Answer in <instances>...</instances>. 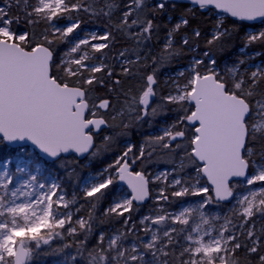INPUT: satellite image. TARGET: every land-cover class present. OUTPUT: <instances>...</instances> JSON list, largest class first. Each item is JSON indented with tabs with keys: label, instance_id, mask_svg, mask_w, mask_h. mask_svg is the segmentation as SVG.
Here are the masks:
<instances>
[{
	"label": "snow or ice",
	"instance_id": "1",
	"mask_svg": "<svg viewBox=\"0 0 264 264\" xmlns=\"http://www.w3.org/2000/svg\"><path fill=\"white\" fill-rule=\"evenodd\" d=\"M187 2L156 55V17L177 0H128L116 20L118 0H0V144L16 148L0 160V264H43L56 255L60 264H264V224L253 219L264 221V64H250L262 54L247 52L264 44V29L246 34L235 63L220 67L204 51L164 81L167 95L157 91L159 67L182 54L175 36L189 26L188 15L215 9L264 22V0ZM81 13L107 28L82 29ZM116 33L133 44L109 58L103 50L114 46ZM230 36L218 13L207 45L222 50ZM200 37L193 29L181 43L195 53L193 38ZM121 76L144 80L138 95L120 87ZM101 88L113 95H98ZM169 110L178 113L175 120L138 154L129 143L98 173L76 172L82 158L100 157L133 124ZM105 129L120 131L104 134L98 145ZM148 163L169 166L147 172ZM61 172L75 178L71 193ZM109 191L111 203L98 216ZM150 199L152 211L139 227L130 224ZM85 205L87 215H79ZM113 217H124L123 229L97 231ZM55 240L67 242L53 248Z\"/></svg>",
	"mask_w": 264,
	"mask_h": 264
},
{
	"label": "trees",
	"instance_id": "2",
	"mask_svg": "<svg viewBox=\"0 0 264 264\" xmlns=\"http://www.w3.org/2000/svg\"><path fill=\"white\" fill-rule=\"evenodd\" d=\"M119 2V10L115 13L113 16V19L116 20L120 16V13L125 10L124 5L127 4L128 0H118ZM155 0H150V3H154ZM191 5L186 2H178L176 8L173 9L169 5L166 12H164L161 15H158L156 17L155 23L159 24V31L156 35L153 36L152 42L150 47L153 49V54L158 55L164 45L165 37L168 33V31L180 21L181 17L186 13L187 9L190 8ZM81 17L84 21L82 24V29L88 30V29H98L100 31H103L107 28V22L96 18L93 19L89 17L86 14L81 13ZM190 21L189 26L186 28H182L179 33L175 36V47L180 48L182 50V54L172 59V61L167 64L166 66H160L159 70L157 72V80L159 87L157 88V91L159 95H167L169 92V87L165 85L164 81L168 78L167 74L169 72H176L178 69L186 68L192 61L193 56H202V53L204 51H210L212 54H214L218 60L219 66L223 67L224 63L227 59L230 57L235 56L238 54L239 50L244 47L245 44V37L246 34L249 33V30L251 28H261L260 24L258 23H250L247 21H239L236 18H233L231 16H227L224 19V27L227 28L231 32L230 38L226 39L224 41L223 49L221 50L219 45H213L208 46L207 40L212 38L214 26L217 23V19L208 12L196 10L195 16L188 15L187 17ZM60 23H65V21H60ZM193 29H199L201 32V37L199 39L193 38V43L198 44V51L197 52H191L189 51L188 46H184L181 43V37L185 34H188L191 36V33ZM133 42L131 40L125 39L120 33H116V41L114 43V46L110 49H105L103 52L109 57L113 58L115 56H118L119 52L123 50L124 48H130L132 46ZM65 45L61 44L58 48V53L62 52L65 49ZM259 51L264 55V44H253L248 48V51ZM95 55L99 56V53H96ZM110 65L115 64L114 59H108L106 61ZM115 72L119 73L120 69L119 66H115ZM151 68L148 69L149 72H151ZM115 78V77H114ZM121 79V86L124 91H127L131 88L132 93L138 95L140 87L144 84V80L141 79V77L137 76L135 78H125L123 76L120 77ZM98 95L102 97H110L113 94L109 93L106 88L98 89ZM159 100V97L157 98ZM113 103H115V100L113 99ZM173 108L175 106H172ZM135 125L133 124L130 129L127 130V135H117L115 143L112 145L111 149L103 152L100 157H97L95 159L87 158L83 161L80 160L79 164L76 166V172L80 175H87L91 172H99L101 169L107 167L108 164L112 163L122 152L126 149H124V142L128 138H132L131 140H135L136 138H133L138 131L134 130ZM120 129H106L104 133H102L100 136L96 138V143L98 145L101 144L102 136L104 134L109 133H118ZM150 132L147 131V136L144 137V140L146 141L149 138ZM137 142V147H139L138 139L135 140ZM8 149V146L5 144H0V158L4 159L5 157H8L10 155L15 154V149H10L6 152ZM71 157H69L70 159ZM153 160L159 159V154H155L152 158ZM155 163H148L146 170ZM137 168L141 169L139 165L136 166ZM64 178L65 186H67L69 192L71 193L75 189V178L71 182L67 180L65 177V174L63 172L60 173ZM120 189H126L123 185H119ZM112 200V193L111 191L108 192V195L106 198L102 201V203L99 205L98 213L97 215H100V212H102L103 208L108 207ZM80 203L83 204L84 201L81 198ZM153 204L151 201L147 202L144 205L140 206V210L138 212H133L132 215V221H130V224L132 222H136L137 226L139 227V218L143 215L148 214L153 209ZM79 215H87V205H85V209L82 210ZM129 214L126 213L125 217ZM123 219L124 217L120 218H111L107 219L103 225L97 228V231L102 228L104 231L110 233L114 229H123ZM256 220V218H253ZM264 222V221H263ZM141 235H143L141 233ZM63 242L67 241H59L55 240L52 242V247L55 248L56 246L62 244ZM96 242V237L93 236L89 239L88 246L91 247ZM67 251H74V249H69ZM63 256L62 255H56V256H48L46 258H42L43 264H55L56 262L62 261ZM83 264V262H81Z\"/></svg>",
	"mask_w": 264,
	"mask_h": 264
},
{
	"label": "flooded vegetation",
	"instance_id": "3",
	"mask_svg": "<svg viewBox=\"0 0 264 264\" xmlns=\"http://www.w3.org/2000/svg\"><path fill=\"white\" fill-rule=\"evenodd\" d=\"M213 10H211V11L208 10L209 14L213 15V12H212ZM247 52H248V49H247ZM256 52H259V51L252 50V51H249L248 53L251 54V53H256ZM259 53H261V52H259ZM240 55H241V53L239 51L238 54H236L235 56L230 57L229 59H227L224 64L235 63V61L237 60V57L240 56ZM249 63L250 64H264V55L262 54V55L256 56L255 59L249 61ZM261 87H264V83L261 84ZM168 108L169 109H174L172 107V105H169ZM177 115H178V113L176 111L169 110L167 112V115H160V116L156 117L152 121L145 120V121L139 123L138 125H135L134 130H137L138 133L135 136H133V138H136L135 140L138 139L139 147L136 149L137 142L135 140H131L132 138H128L124 142V149H126L127 143L129 142V143H131L134 146L133 147V152L138 154L139 148L141 147L142 144H145V142H146L144 140V137L147 136V131L150 132L149 137H154V136L162 134L161 133V128H163L167 124L172 123L175 120ZM145 146L147 148V145H145ZM162 151H163L162 149H158V151H157V154H159V158H160V153ZM168 166L169 165L165 164V163H155V164H152L146 171L147 172H155L158 169H162V168H165V167H168ZM135 170L139 171L141 169L135 167ZM121 185H123V184H121ZM149 201H151V199L148 200L147 202H149Z\"/></svg>",
	"mask_w": 264,
	"mask_h": 264
},
{
	"label": "rangeland",
	"instance_id": "4",
	"mask_svg": "<svg viewBox=\"0 0 264 264\" xmlns=\"http://www.w3.org/2000/svg\"><path fill=\"white\" fill-rule=\"evenodd\" d=\"M213 12V14H215V17L218 19V13H219V15H222L223 17H226V16H228L227 14H224V13H222V12H220L219 10H213L212 11ZM258 24H260V26H261V28H251L250 30H249V33L250 32H257V31H259V30H261V29H264V22H258ZM249 52V51H248ZM176 72H169L168 74H167V76L169 77V76H171V75H174ZM128 144H129V142L127 143V146H128ZM29 149H31V148H29ZM16 150V149H15ZM9 151V147H8V149L6 150V152H8ZM0 160H3V159H1L0 158ZM91 173H93V174H95V173H98V172H91ZM61 175V174H60ZM61 177H63L62 175H61ZM65 187H67V186H65ZM155 187V186H154ZM124 193H130L129 192V190H127V189H121ZM69 191V190H68ZM70 193V192H69ZM190 199H193V200H196V199H199L198 197H192V198H190ZM151 202L153 203L154 201L153 200H151ZM256 222H257V227H260L261 226V224H264V222L263 221H260L258 218H256ZM129 242H131V240L129 241ZM55 264H60V262H56Z\"/></svg>",
	"mask_w": 264,
	"mask_h": 264
},
{
	"label": "water",
	"instance_id": "5",
	"mask_svg": "<svg viewBox=\"0 0 264 264\" xmlns=\"http://www.w3.org/2000/svg\"><path fill=\"white\" fill-rule=\"evenodd\" d=\"M178 2H186V3H188L187 2V0H177ZM203 11H207V10H203ZM248 22H252V23H258V22H261L260 20H257V21H248ZM10 148H13V149H16L15 148V146H9ZM27 147L28 148H31V145L29 144V145H27ZM72 155H74V154H72ZM85 159H87V158H82L81 159V161H83V160H85ZM123 184V183H122ZM124 186L127 188V185L126 184H124ZM128 189V188H127ZM129 191H130V189H128ZM147 201H145L144 203H146Z\"/></svg>",
	"mask_w": 264,
	"mask_h": 264
},
{
	"label": "bare ground",
	"instance_id": "6",
	"mask_svg": "<svg viewBox=\"0 0 264 264\" xmlns=\"http://www.w3.org/2000/svg\"><path fill=\"white\" fill-rule=\"evenodd\" d=\"M144 204H145V203H144ZM144 204H143V205H144Z\"/></svg>",
	"mask_w": 264,
	"mask_h": 264
}]
</instances>
